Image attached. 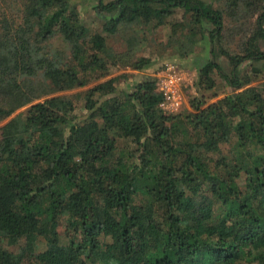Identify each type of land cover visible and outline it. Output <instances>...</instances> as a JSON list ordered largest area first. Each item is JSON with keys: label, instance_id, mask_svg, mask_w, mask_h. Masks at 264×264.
Listing matches in <instances>:
<instances>
[{"label": "trees", "instance_id": "1", "mask_svg": "<svg viewBox=\"0 0 264 264\" xmlns=\"http://www.w3.org/2000/svg\"><path fill=\"white\" fill-rule=\"evenodd\" d=\"M89 3L0 0V264H264V0ZM166 25L198 71L177 114L158 68L112 73Z\"/></svg>", "mask_w": 264, "mask_h": 264}, {"label": "rangeland", "instance_id": "2", "mask_svg": "<svg viewBox=\"0 0 264 264\" xmlns=\"http://www.w3.org/2000/svg\"><path fill=\"white\" fill-rule=\"evenodd\" d=\"M96 2H97V0H90L89 4H94ZM83 16L85 17V19H87L89 21V24L91 26L99 29L100 21H98L96 19L95 14L90 7L83 9ZM176 16L181 17L182 11L178 12ZM233 24H235V23L232 22L230 27H229L230 31L228 33L227 40H228V45L230 46V48L232 50H238V46H239L238 43L240 40V36L234 32V29H232ZM137 30L139 32L136 33L138 36L136 43L137 42H139V43L137 44V46L136 45L134 46L133 51L131 53H133L135 55L151 57L153 60L152 66H154V68H148V69L143 70V71H136V70L132 69V66H130V63H129L130 59H128V58L124 59L123 58L121 60L122 65L120 64V67L113 68L112 73L118 74V75L123 73V72L128 73L129 78L126 81V82H128V81H130L131 77L132 78L134 77V75L140 76L141 74H143V75L151 74V72H153V70L157 69V68L159 69V71L157 72V75H156L158 78V76L167 68L168 65H175L176 67H178L179 69H181L184 72V80H183L182 86H181L182 91H183V95H184V100H183V104H182L181 108L178 109L177 111L171 112V114H177L180 112L191 111L192 109L190 107V100L193 97L198 95V92H197L196 87H195V82H196V79L198 77V71L196 69H192V70L191 69H183L182 66L180 65V63L178 62L179 60H177L173 57V51H172L171 47L168 45V37L170 34L169 25L162 26L159 28H147V27L142 26L141 29L137 28ZM129 33L120 32L114 36H109L108 37V44L111 46V48H113L114 51L125 52L127 50V47H128L127 38H128ZM261 45L264 48V42H262ZM220 59H221V62L223 64L226 72L229 73L231 71V68L228 64V60L224 57H221ZM132 74H134V75H132ZM214 77L216 78V80L218 82V86L215 87L217 89L216 91L218 93L231 91V88L228 86V84L222 78V76L220 74L215 73ZM212 92L213 91H208V90L203 91V93L208 95V96H210L212 94ZM77 112L80 114L81 113L83 114L85 112V109L83 108L82 104L79 105ZM4 122H1L0 126L3 125ZM223 150L224 151L228 150L227 145L223 146ZM253 264H255V263H253Z\"/></svg>", "mask_w": 264, "mask_h": 264}, {"label": "built area", "instance_id": "3", "mask_svg": "<svg viewBox=\"0 0 264 264\" xmlns=\"http://www.w3.org/2000/svg\"><path fill=\"white\" fill-rule=\"evenodd\" d=\"M183 80L184 72L175 65H168L158 76V86L164 96L161 107L168 113L177 111L183 104Z\"/></svg>", "mask_w": 264, "mask_h": 264}, {"label": "crops", "instance_id": "4", "mask_svg": "<svg viewBox=\"0 0 264 264\" xmlns=\"http://www.w3.org/2000/svg\"><path fill=\"white\" fill-rule=\"evenodd\" d=\"M184 69V68H183ZM192 70V69H191Z\"/></svg>", "mask_w": 264, "mask_h": 264}]
</instances>
